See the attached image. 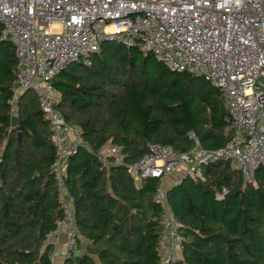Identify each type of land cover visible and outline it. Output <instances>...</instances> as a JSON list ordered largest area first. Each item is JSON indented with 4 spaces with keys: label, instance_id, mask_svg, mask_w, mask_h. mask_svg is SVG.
<instances>
[{
    "label": "trees",
    "instance_id": "1",
    "mask_svg": "<svg viewBox=\"0 0 264 264\" xmlns=\"http://www.w3.org/2000/svg\"><path fill=\"white\" fill-rule=\"evenodd\" d=\"M1 33L0 24V264H52L49 237L64 220L57 147L36 93L14 99L17 59ZM53 84L56 112L80 129L63 174L78 235L66 264H162L165 208L155 198L163 178L138 183L128 166L150 144L177 153L224 148L234 135L224 95L117 41L102 42L91 65L70 63ZM108 144L120 148L121 164L98 155ZM202 174L167 190L182 237L169 264H264V165L253 182L234 160L210 162Z\"/></svg>",
    "mask_w": 264,
    "mask_h": 264
},
{
    "label": "built area",
    "instance_id": "2",
    "mask_svg": "<svg viewBox=\"0 0 264 264\" xmlns=\"http://www.w3.org/2000/svg\"><path fill=\"white\" fill-rule=\"evenodd\" d=\"M0 24L1 40L12 44L17 59L14 99L34 91L51 122L64 220L49 238L54 244L66 227V259L78 235L63 174L80 129L56 112L53 80L79 59L91 65L104 41L136 46L172 71L203 77L224 95L234 129L232 140L218 150L177 153L150 144L148 153L128 166L133 176L164 178L183 170L184 177L203 180L202 169L210 162L234 160L253 182L254 171L264 165V0H0ZM98 155L106 164L122 163L120 148L110 144ZM166 193L159 189L155 198L165 208L162 264L174 262L182 248L181 223L166 207Z\"/></svg>",
    "mask_w": 264,
    "mask_h": 264
},
{
    "label": "crops",
    "instance_id": "3",
    "mask_svg": "<svg viewBox=\"0 0 264 264\" xmlns=\"http://www.w3.org/2000/svg\"><path fill=\"white\" fill-rule=\"evenodd\" d=\"M71 140L75 139L73 133L70 135ZM184 171H179L175 174L167 175L163 178V189L168 190L172 185L177 184L182 177H184ZM137 182L140 180L136 177ZM166 207L168 208L167 204ZM169 209V208H168ZM77 250V249H76ZM68 252L67 247V230L65 226H62L56 242L54 243V250L52 254V264H65L66 263V253ZM78 254L79 251H75Z\"/></svg>",
    "mask_w": 264,
    "mask_h": 264
},
{
    "label": "water",
    "instance_id": "4",
    "mask_svg": "<svg viewBox=\"0 0 264 264\" xmlns=\"http://www.w3.org/2000/svg\"><path fill=\"white\" fill-rule=\"evenodd\" d=\"M16 122H17V118L16 117H13L12 118V125L14 126Z\"/></svg>",
    "mask_w": 264,
    "mask_h": 264
},
{
    "label": "bare ground",
    "instance_id": "5",
    "mask_svg": "<svg viewBox=\"0 0 264 264\" xmlns=\"http://www.w3.org/2000/svg\"><path fill=\"white\" fill-rule=\"evenodd\" d=\"M66 122V121H65Z\"/></svg>",
    "mask_w": 264,
    "mask_h": 264
}]
</instances>
